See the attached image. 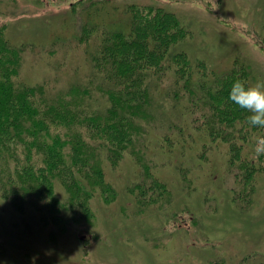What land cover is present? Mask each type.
<instances>
[{"label":"trees","instance_id":"trees-1","mask_svg":"<svg viewBox=\"0 0 264 264\" xmlns=\"http://www.w3.org/2000/svg\"><path fill=\"white\" fill-rule=\"evenodd\" d=\"M128 11L125 30L82 26L76 42L84 48L88 69L63 85L51 75L33 84L19 78L26 48L10 42L0 24V199L16 212L33 210L43 227L89 221L90 198L110 201L116 195L103 162L114 166L125 154L139 166L127 190L137 211L167 206L170 189L146 152L150 141L163 148L164 138L189 135L191 128L204 137L195 148L197 157L207 149L205 140L227 144L226 173L236 203L252 201L255 174L264 172V155H247L254 152L249 137L257 128L247 125V112L228 99L235 79L251 83L250 65L234 58L220 70L191 57L180 46L187 26L162 6ZM159 86L166 113L154 100ZM180 176L188 181L184 172ZM55 182L63 186L65 199L57 196ZM6 252L1 241L0 264L13 263ZM207 264L226 262L216 258ZM241 264L250 263L244 258Z\"/></svg>","mask_w":264,"mask_h":264},{"label":"rangeland","instance_id":"rangeland-1","mask_svg":"<svg viewBox=\"0 0 264 264\" xmlns=\"http://www.w3.org/2000/svg\"><path fill=\"white\" fill-rule=\"evenodd\" d=\"M130 6L173 11L189 30L180 46L191 57L220 70L238 58L250 65L251 83L264 80V0H0V24H5L7 38L26 48L18 77L33 84L51 75L57 85L83 77L88 65L83 46L76 42L82 26L125 30ZM162 98L160 86L154 88V100L166 113ZM250 133L254 141L264 136V129ZM171 137L164 138L166 147L150 141L149 153L145 151L170 189L167 206L157 203L137 211L127 190L139 166L125 154L114 166L103 162L105 179L116 195L110 201L90 198L89 221L69 222L65 229L43 227L33 210L16 212L0 199L4 255L12 257V264H207L216 258L226 264H241L244 258L250 264L264 263V172L255 174L252 201L238 204L226 173L227 144L205 140L207 149H200L197 157L202 134L191 128L189 135ZM246 144L253 147L250 141ZM251 151L248 157H253ZM55 192L66 198L58 182Z\"/></svg>","mask_w":264,"mask_h":264},{"label":"clouds","instance_id":"clouds-1","mask_svg":"<svg viewBox=\"0 0 264 264\" xmlns=\"http://www.w3.org/2000/svg\"><path fill=\"white\" fill-rule=\"evenodd\" d=\"M228 99L247 112V125L264 129V80L246 83L235 79L230 86ZM253 151L256 158L264 155V136L255 138Z\"/></svg>","mask_w":264,"mask_h":264}]
</instances>
